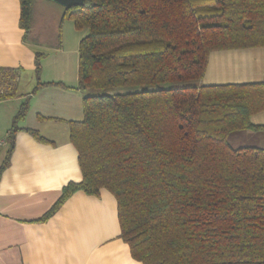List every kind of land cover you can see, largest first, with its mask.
Instances as JSON below:
<instances>
[{
  "label": "trees",
  "instance_id": "16d2710c",
  "mask_svg": "<svg viewBox=\"0 0 264 264\" xmlns=\"http://www.w3.org/2000/svg\"><path fill=\"white\" fill-rule=\"evenodd\" d=\"M18 1L28 32L35 0ZM65 17L88 30L75 86L83 119L68 123L82 179L38 222L75 192L104 189L137 262L264 264V149L228 141L264 132L251 122L264 111V82L201 84L212 52L264 48V0H84ZM41 57L33 94L62 85L39 82ZM5 72L0 100L14 90ZM27 108L22 103L13 118L0 176Z\"/></svg>",
  "mask_w": 264,
  "mask_h": 264
},
{
  "label": "crops",
  "instance_id": "0c3cea01",
  "mask_svg": "<svg viewBox=\"0 0 264 264\" xmlns=\"http://www.w3.org/2000/svg\"><path fill=\"white\" fill-rule=\"evenodd\" d=\"M64 13L55 3L35 0L31 28L25 32L19 26V1L0 0V79L11 71L14 87L12 96L0 100V140L10 134L20 105L28 102L24 119L16 124L9 165L0 176V264H142L120 239L116 200L104 189L98 196L75 192L47 221L38 222L67 184L82 179L68 130L69 122L83 119L84 95L75 89L77 77L39 78L62 85L32 93L38 83L35 57L42 54L45 59L58 51ZM262 82L264 48H251L212 52L201 84ZM251 122L264 126V111ZM26 130L36 131L46 142ZM7 152L5 143L0 167Z\"/></svg>",
  "mask_w": 264,
  "mask_h": 264
},
{
  "label": "rangeland",
  "instance_id": "374dc122",
  "mask_svg": "<svg viewBox=\"0 0 264 264\" xmlns=\"http://www.w3.org/2000/svg\"><path fill=\"white\" fill-rule=\"evenodd\" d=\"M63 22L64 24L61 25L60 23L59 26L61 35L60 47L58 51L47 53L46 58L41 59L40 79L45 80V78L49 77L52 80H61L60 78L75 80L77 77L78 46L81 38L88 34V30H77L72 21L66 17ZM43 72L45 73L44 77L41 75ZM76 83L74 82V84ZM228 141L234 149L243 147L261 148V146H264V136L261 132L232 133Z\"/></svg>",
  "mask_w": 264,
  "mask_h": 264
},
{
  "label": "water",
  "instance_id": "95a60500",
  "mask_svg": "<svg viewBox=\"0 0 264 264\" xmlns=\"http://www.w3.org/2000/svg\"><path fill=\"white\" fill-rule=\"evenodd\" d=\"M52 3H55L63 8H70L72 6L81 5L84 0H47Z\"/></svg>",
  "mask_w": 264,
  "mask_h": 264
},
{
  "label": "built area",
  "instance_id": "2783aa9c",
  "mask_svg": "<svg viewBox=\"0 0 264 264\" xmlns=\"http://www.w3.org/2000/svg\"><path fill=\"white\" fill-rule=\"evenodd\" d=\"M3 90L4 88L0 86V93H2ZM4 144H5V141L0 140V147L4 146Z\"/></svg>",
  "mask_w": 264,
  "mask_h": 264
}]
</instances>
